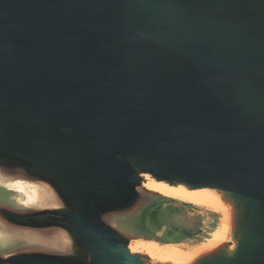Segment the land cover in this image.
Masks as SVG:
<instances>
[{"label": "water", "instance_id": "1", "mask_svg": "<svg viewBox=\"0 0 264 264\" xmlns=\"http://www.w3.org/2000/svg\"><path fill=\"white\" fill-rule=\"evenodd\" d=\"M146 176L229 209L186 264H264V0H0V263L175 264Z\"/></svg>", "mask_w": 264, "mask_h": 264}, {"label": "rangeland", "instance_id": "2", "mask_svg": "<svg viewBox=\"0 0 264 264\" xmlns=\"http://www.w3.org/2000/svg\"><path fill=\"white\" fill-rule=\"evenodd\" d=\"M0 195H2L1 201H5V203H26L23 196L8 192L3 188V184H0ZM213 196L215 197L211 199L205 196L208 198V202L204 207L181 203L170 198L166 199V197H151L150 201L154 205L147 213L146 225H138L139 227H137L141 232H144L147 228L146 230L152 233H147L146 238L156 241L138 240L155 244H177L184 251L214 244L217 242L216 235L219 232V224L222 222L224 213L228 212L229 209L220 201V198L216 194H213ZM123 223H117V225L123 226ZM138 240H131L129 248H134L135 242ZM4 241L5 238L0 232V245H3ZM159 256L165 258L164 261H170L175 264H184L186 262L185 259H181L179 253L172 254L165 252ZM150 257L154 259L153 256Z\"/></svg>", "mask_w": 264, "mask_h": 264}, {"label": "bare ground", "instance_id": "3", "mask_svg": "<svg viewBox=\"0 0 264 264\" xmlns=\"http://www.w3.org/2000/svg\"><path fill=\"white\" fill-rule=\"evenodd\" d=\"M4 187L7 191L19 194L24 197L26 203L29 204L34 202L38 197V191L36 187L31 186L25 182H12L5 184ZM143 187L148 191L159 193L166 198L176 200L181 203L204 207L207 205L208 198H214L213 192L209 190H198L189 191L183 186L170 187L165 183H157L154 180H150L147 176L145 177V182ZM207 196V197H205ZM219 200V199H218ZM228 209V208H227ZM219 232L216 235L217 242L212 245H207V247H196L189 249L187 251L181 250L177 244L165 243V244H155L144 240H138L135 242L134 248H129L131 253H143L149 256H153L155 260L164 261L165 258L159 256L161 253L170 252L172 254L179 253L181 259H185V263L191 262L200 254L211 250L218 245V242H223L229 238L230 233V220L229 211L224 213L222 222L219 224Z\"/></svg>", "mask_w": 264, "mask_h": 264}, {"label": "flooded vegetation", "instance_id": "4", "mask_svg": "<svg viewBox=\"0 0 264 264\" xmlns=\"http://www.w3.org/2000/svg\"><path fill=\"white\" fill-rule=\"evenodd\" d=\"M1 197H2V195H0V198H1ZM1 246H2V245H0V248H1ZM0 256H1V255H0ZM0 264H7V263L2 262V263H0Z\"/></svg>", "mask_w": 264, "mask_h": 264}]
</instances>
